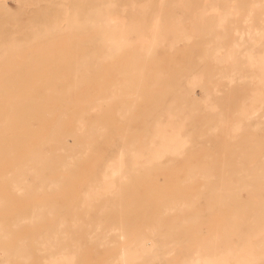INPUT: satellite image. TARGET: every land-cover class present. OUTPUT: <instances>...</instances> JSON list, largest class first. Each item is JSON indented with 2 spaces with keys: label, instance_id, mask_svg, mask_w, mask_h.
Returning <instances> with one entry per match:
<instances>
[{
  "label": "bare ground",
  "instance_id": "bare-ground-1",
  "mask_svg": "<svg viewBox=\"0 0 264 264\" xmlns=\"http://www.w3.org/2000/svg\"><path fill=\"white\" fill-rule=\"evenodd\" d=\"M92 1L71 0L69 15L66 6L39 7L35 22L45 26L25 38L0 1V64L20 56L22 43L31 49L27 75L0 79V264H82V242L110 251L105 264H264V0H99L93 13ZM74 33L86 37L77 49L98 54L63 63L50 42ZM192 44L205 54L175 61ZM160 53L166 66L145 74ZM86 66L87 75L102 66L113 77L94 105L71 107L79 82L93 80L80 77ZM138 81L156 98L149 109L129 99L112 109L104 95L139 93ZM88 170L99 174L79 193L59 192ZM160 174L178 177L168 191L152 179ZM149 193L154 205L140 209ZM22 199L25 210L9 213ZM67 206L82 211L73 224L58 216Z\"/></svg>",
  "mask_w": 264,
  "mask_h": 264
},
{
  "label": "rangeland",
  "instance_id": "rangeland-1",
  "mask_svg": "<svg viewBox=\"0 0 264 264\" xmlns=\"http://www.w3.org/2000/svg\"><path fill=\"white\" fill-rule=\"evenodd\" d=\"M0 1L7 2L11 6L13 14H11V16L8 17V20H9L8 24H10L9 26H11L13 24L16 28H18L19 30L23 31L22 33H19V34L15 35V37H18V38H25L24 32L32 31L36 27L45 26V24H43L42 21L38 25L35 22V16L37 14L36 11H37V9L39 7L42 8V9H47V10L51 11L52 13H54V10H53L54 8L58 7V9H59V8H61L63 6H66L67 8H69L68 15L73 12L72 10H74V7L72 5L71 0H40V1H37V0H28V1H26V0H0ZM93 1H92V3L89 6V8H90L89 11L92 12V13L95 12V9H96L93 6L96 7V5L99 4V0H97L98 1L97 4H96V2H97L96 0H95L96 2H93ZM128 1L129 0H123V1H121L119 3L126 4V3H128ZM135 1H137V2H145V0H135ZM152 1L155 2L156 5H158V6H159V4L161 6L163 4V3H160V2H163V0H152ZM246 1L249 2L251 0H249V1L246 0ZM140 4H142V3H140ZM17 6H18V8H17ZM24 7L25 8H29L30 10H33V13H31L30 15L26 14L22 10ZM87 9H88V7L84 8V11H83L84 13H83L82 17L85 16V14L87 13L86 12ZM127 9H128V11H127ZM129 9L130 8H125V10H122L125 15L128 14L127 15L128 17H129V13H131V12H129ZM89 11H88V16L89 15L94 16V14H91ZM127 12H129V13H127ZM146 12L149 13V12H152V10L149 9V11H146ZM176 13L183 21L191 18V16H192V14L190 12H184V11H182L180 9H177ZM58 14H60V13H58ZM66 16H67V14H66ZM55 18L58 19V16L55 17ZM46 19L47 18L44 17L43 21L46 20ZM13 22H15V23H13ZM93 32L94 31H92V32H90L88 34L89 39L93 36ZM131 36H132L133 39H135L137 34L136 33H132ZM7 37H11V36H7ZM79 37L81 39L86 38V37H84L82 35H78L76 33L71 34V35L60 34V35H55L54 36V41H51L50 45L55 47V49H54L55 51L53 53L56 54V55H60L58 60L59 59H63V60H61V61H63V63H70V62L77 63V62L81 61L80 58L82 56H86V55H89V54H92V55L96 56L98 54L97 46H93V48L90 47L89 50H92V51H89V50L82 51L81 49H77L76 45L79 42ZM181 45L184 46L185 44L182 43ZM194 45H196V43H194ZM24 46L26 47L25 49L22 48L21 50L17 51V52H19L18 54H20V56H17L15 59H8L7 61H4V63L0 64V69H1L0 70V79L3 80L5 78H7V77H12L14 75H20V74L27 75L28 67L26 66V62L24 61L23 58L26 55L25 53L30 52L31 49L28 48V47H30V46H28V44L22 43V47H24ZM191 47H189V49H188V47H186V49H184V50L182 48L183 51L180 50V52H177L175 61H177L178 63L180 62V63L186 64L188 60L190 61L191 56L205 54L204 53L205 52L204 49H194L193 44H192ZM163 54L164 53H160L159 60L153 61V62H156V63H160V64H158V66L154 67V69H150L147 66V64L151 66L152 65L151 62H149V61H145L144 62V63H147L146 65H144L145 66V74L148 73V71L150 70L151 75L154 76L162 67L166 66L165 64L167 62V58H166L165 54H164V56H163ZM79 56H80V58H79ZM53 59H52L53 62H55V61L58 62L57 59H55V60H53ZM196 60H198V59L197 58H194V60L192 59L193 62H198ZM163 61H165V62H163ZM208 62H210V61L208 60ZM72 67H75V65L72 66ZM63 68L64 67H60L59 68L57 66H52L51 68H49V71H51L53 74H56V71L61 72ZM68 68H69V66H68ZM95 70H96L95 73L87 75V72H89V71L93 72V67L86 66L85 68H82V72L84 74L81 73L80 77L89 76V77L93 78V80L90 83L79 82V84H78L79 88H80L79 92L71 93V95H73L74 97L67 96L69 98H72V100H75V101L77 100L76 102H74L76 104H73V106H71V107H75V108L79 107L81 104H78V103L81 100L82 101L80 103H86V100H90L93 103L92 105H94L95 101L98 100L100 95H102L97 90L100 89V88H105L107 86L109 80L113 77V74L108 73L107 71H106L107 73L105 74L104 73L105 72V68H103L102 66H98V67L96 66ZM69 73L70 72H68V74ZM42 75H43V72H35L33 74V79H39ZM137 83L139 85V90H140V88H142V90L139 93H136V94H133V95H128L127 92H126V94H127L126 96L122 95V93L121 94H119V93L118 94L106 93L104 96H106V99H108L109 104L111 105V108L114 109V110L117 109L118 107L120 108L121 104L123 103V101H125L127 99H129L131 101H134V102H130V103H134L135 106L139 107L140 105H143L144 107L148 108V104L150 102H153L156 99L155 96L153 95L154 93H150V91H146V89H145L146 83L145 82H139L138 81ZM53 85L54 86H62V85H66V83L63 82V81H54ZM93 87H95V88L93 89ZM200 88L201 87H196L194 89L195 94L197 96L199 95L198 97H201L202 93H203V90H200ZM54 89L57 90L56 88H54ZM57 95H62V93L57 94ZM64 101H65V98H64ZM71 103H72V101H71ZM59 104H60V100L59 99L55 100L54 101V108L55 109H59V107H60ZM65 104H66V102H65ZM87 104L88 103L82 104L81 106L84 107ZM69 105H66V106L68 107ZM138 107H134V109H136ZM134 109L132 111H134ZM100 112H99L98 115H100ZM95 115H96V113H91L90 116L94 117ZM131 115H132V113H129V114L125 115L124 117L128 118ZM67 118L68 119H72L73 115L70 113L69 115H67ZM66 125H70V123H67ZM124 125H126V123L122 124V126H124ZM121 132L122 131H117V134H119ZM71 141L72 140H70L69 143ZM71 143L73 144V141ZM202 155H203V153H200L198 156H202ZM87 157H88V154H86L84 156V159L86 160V163H85L86 169H89L92 166V164H93L92 162H94V159H87ZM8 165H9V168H10V166L12 164L11 163H6L4 165V173L9 169ZM8 172L9 171H7L6 173H8ZM98 174L99 173H95L93 170H88L87 172L82 174L81 177L77 179V181H75L72 184V188L70 187V188L66 189V187H65L63 190H62V188H60L59 192L63 191L62 194H71V195L73 193L74 194L79 193V191H81V187L84 184V181H86L88 179H93V181H94L97 178ZM51 176H53V175H51ZM55 176H57V175H54L52 177V179L56 178ZM152 179H155V180L159 181V183H157V185L160 188H164L166 191H168L169 188H170V181L174 180L176 182L178 177L172 176V175H169V174H160V175H157L155 178H152ZM91 183H89V184H91ZM141 183H143V182H141ZM89 184L85 185L84 187L88 186ZM69 189H71V190L68 191ZM24 196H25V194L22 195V197H24ZM46 197H47L46 194H40V195L36 196V198H38V199H44ZM66 197L69 198L68 195H66ZM155 199H156V195H154L152 193H149L146 196L143 195V200L138 204V207L140 209H144V208H147V207H152L154 205V200ZM26 206L27 205H25V199H22V201L19 202L18 205L12 206L13 208H11V210L8 211V212L9 213L23 212L25 210ZM60 210L62 211V213L58 214V216L63 217V220H65L67 222H70L69 224H73V221H76L78 219V217H80V215H82V211L81 210L79 212L78 209H70L68 206L65 207V208H62ZM156 221H159V218L150 220L148 222V224L146 226H144L142 229L145 230L146 228L153 227V225L155 224ZM3 225L4 224H1L0 226H3ZM141 225H142L141 223L138 224L139 227ZM32 229L36 230L37 227H32ZM81 233L82 232H80V234ZM81 244L83 245V249H82V252L79 253V255H80L79 258H80V260H82V264H105L106 262H109L108 259L110 258V255H111L110 251H107V250H105L103 248L97 249L95 247V245L88 244L87 242H82Z\"/></svg>",
  "mask_w": 264,
  "mask_h": 264
}]
</instances>
